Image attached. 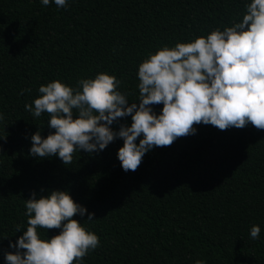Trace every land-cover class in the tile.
<instances>
[{
  "label": "trees",
  "instance_id": "obj_1",
  "mask_svg": "<svg viewBox=\"0 0 264 264\" xmlns=\"http://www.w3.org/2000/svg\"><path fill=\"white\" fill-rule=\"evenodd\" d=\"M246 2L69 0L58 9L0 0V264L15 251L9 241L26 230L16 232L27 227L24 200L57 189L94 214L91 222L87 213L72 218L100 238L83 264H264V130L194 124L195 134L154 147L125 172L119 138L99 153L74 152L68 165L30 156L31 135L55 130L47 113L34 118L24 107L42 84L59 79L74 87L98 72L115 75L135 102L138 65L149 52L232 26ZM152 107L159 114L163 105ZM121 124L131 117L111 127ZM253 224L258 240L249 237ZM37 230L42 239L60 231Z\"/></svg>",
  "mask_w": 264,
  "mask_h": 264
},
{
  "label": "clouds",
  "instance_id": "obj_2",
  "mask_svg": "<svg viewBox=\"0 0 264 264\" xmlns=\"http://www.w3.org/2000/svg\"><path fill=\"white\" fill-rule=\"evenodd\" d=\"M39 2L66 9L69 0ZM244 8L242 18L230 27L149 52L138 65L135 102L128 101L119 91L121 81L107 72L78 79L74 87L59 79L42 84L37 98L24 107L34 118L47 113L48 127L55 131L46 138L40 131L32 134L29 155L56 156L68 165L74 152L99 153L119 138L123 144L117 159L128 172L135 171L154 147L195 134L194 124L226 130L251 123L264 130V0H247ZM159 104L163 107L157 114L152 105ZM129 116L130 125L111 127L118 118ZM4 119L0 112V123ZM36 197L33 192L24 200L27 227H17L16 232L26 230L15 243L9 241L15 251L5 252L4 264H83V258L100 246V238L72 218L87 213L86 222H91L94 214L67 190ZM38 228L60 231L42 239ZM260 232L253 224L249 237L258 240ZM194 264L205 261L197 259Z\"/></svg>",
  "mask_w": 264,
  "mask_h": 264
}]
</instances>
